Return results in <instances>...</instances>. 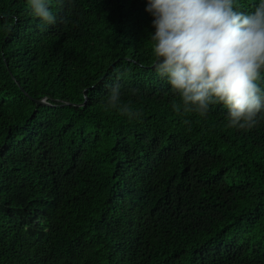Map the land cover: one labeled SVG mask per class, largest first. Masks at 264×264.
Instances as JSON below:
<instances>
[{
  "label": "trees",
  "instance_id": "trees-1",
  "mask_svg": "<svg viewBox=\"0 0 264 264\" xmlns=\"http://www.w3.org/2000/svg\"><path fill=\"white\" fill-rule=\"evenodd\" d=\"M48 2L0 0V264H264V117L182 112L148 0Z\"/></svg>",
  "mask_w": 264,
  "mask_h": 264
},
{
  "label": "clouds",
  "instance_id": "clouds-1",
  "mask_svg": "<svg viewBox=\"0 0 264 264\" xmlns=\"http://www.w3.org/2000/svg\"><path fill=\"white\" fill-rule=\"evenodd\" d=\"M234 0H148L154 17L150 33L155 69L180 97L183 113L206 116L212 104L228 110L229 127L251 129L264 117V90L257 81L264 69V0L251 14L234 10ZM30 13L55 24L48 0H28ZM119 85L107 106L129 119L139 116L120 104ZM173 107L180 108L173 103ZM184 123H189L184 120Z\"/></svg>",
  "mask_w": 264,
  "mask_h": 264
},
{
  "label": "water",
  "instance_id": "water-1",
  "mask_svg": "<svg viewBox=\"0 0 264 264\" xmlns=\"http://www.w3.org/2000/svg\"><path fill=\"white\" fill-rule=\"evenodd\" d=\"M39 103H43V104H48L47 102L45 101H38ZM85 104V103H84Z\"/></svg>",
  "mask_w": 264,
  "mask_h": 264
}]
</instances>
